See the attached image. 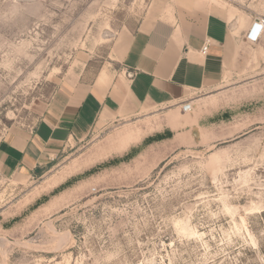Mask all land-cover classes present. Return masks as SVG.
<instances>
[{
    "label": "rangeland",
    "instance_id": "1",
    "mask_svg": "<svg viewBox=\"0 0 264 264\" xmlns=\"http://www.w3.org/2000/svg\"><path fill=\"white\" fill-rule=\"evenodd\" d=\"M191 9L242 27L264 0H0V140L60 90L121 76L141 23ZM251 76L191 113L94 125L50 170H0V264H264V70Z\"/></svg>",
    "mask_w": 264,
    "mask_h": 264
},
{
    "label": "crops",
    "instance_id": "2",
    "mask_svg": "<svg viewBox=\"0 0 264 264\" xmlns=\"http://www.w3.org/2000/svg\"><path fill=\"white\" fill-rule=\"evenodd\" d=\"M252 21L238 27L233 19L191 9L141 23L121 47L123 74L60 90L34 126L14 128L0 140V170L26 177L42 166L50 170L94 125H111L152 107L191 113L194 104L233 85L226 82L251 78L264 70V34L255 44L245 41ZM186 101L192 103L189 112L181 110Z\"/></svg>",
    "mask_w": 264,
    "mask_h": 264
},
{
    "label": "built area",
    "instance_id": "3",
    "mask_svg": "<svg viewBox=\"0 0 264 264\" xmlns=\"http://www.w3.org/2000/svg\"><path fill=\"white\" fill-rule=\"evenodd\" d=\"M264 34V17H255L251 25L249 26L247 32L245 33V41L250 44L257 43L262 35ZM208 43L207 41L202 46V51L205 52L207 50ZM181 110L183 112H189L192 110V103L189 101L184 102L181 104Z\"/></svg>",
    "mask_w": 264,
    "mask_h": 264
}]
</instances>
